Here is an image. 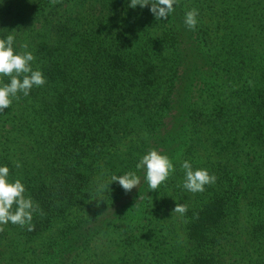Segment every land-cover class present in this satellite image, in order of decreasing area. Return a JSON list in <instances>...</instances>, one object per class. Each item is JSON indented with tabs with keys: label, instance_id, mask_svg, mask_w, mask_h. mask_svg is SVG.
<instances>
[{
	"label": "trees",
	"instance_id": "trees-1",
	"mask_svg": "<svg viewBox=\"0 0 264 264\" xmlns=\"http://www.w3.org/2000/svg\"><path fill=\"white\" fill-rule=\"evenodd\" d=\"M129 4H0V29L16 35L18 50L28 45L46 77L0 112V163L40 206L34 230L0 226V264H52L51 248L94 261V238L137 214L182 216L190 246L179 251L175 225L157 217L156 230L147 219L125 248L110 243L109 264L140 263L141 233L167 244L166 230L176 264H264V0H179L168 21ZM193 8L199 23L190 30L184 16ZM153 148L176 165L158 191L135 168ZM184 160L216 182L183 189ZM127 171L141 177L130 202L119 203L124 190L113 182L90 209L107 173ZM111 202L124 217L102 223L95 216ZM177 203L188 206L184 215L172 212Z\"/></svg>",
	"mask_w": 264,
	"mask_h": 264
},
{
	"label": "clouds",
	"instance_id": "clouds-1",
	"mask_svg": "<svg viewBox=\"0 0 264 264\" xmlns=\"http://www.w3.org/2000/svg\"><path fill=\"white\" fill-rule=\"evenodd\" d=\"M3 3L4 0H0V4ZM178 3L179 0H130L129 7L147 8L157 21H168ZM198 17L197 9L188 10L185 12L184 24L188 29L195 30L199 23ZM4 33V29H0V112L10 108L21 93L28 96L34 87H41L46 83L43 70L33 68L36 56L28 50V45L23 44L20 46L23 50H18L16 35L11 31ZM5 77L8 78L7 82L4 81ZM180 166L184 172L182 187L189 192H203L207 185L214 184L217 180L209 169L194 167L190 160H184ZM15 167L21 168L22 163L16 161ZM135 168L144 172V179L150 191H158L176 171L173 159L155 148L143 154ZM113 182H117L128 193L140 185L141 177L137 171H127L121 175L112 174L109 180L98 184L97 197L102 198ZM39 211V204L27 194L23 179L13 178L9 165L0 163V226L11 223L32 231L35 227L32 223L34 215ZM187 211L188 206L183 203H177L172 210L181 215Z\"/></svg>",
	"mask_w": 264,
	"mask_h": 264
},
{
	"label": "rangeland",
	"instance_id": "rangeland-1",
	"mask_svg": "<svg viewBox=\"0 0 264 264\" xmlns=\"http://www.w3.org/2000/svg\"><path fill=\"white\" fill-rule=\"evenodd\" d=\"M106 148L103 149V151ZM113 151V150H112ZM109 173H107V178L104 180H109ZM101 181V182H104ZM100 182V183H101ZM99 184V183H98ZM98 184L96 185L95 188V195L93 198V202L90 206V209L93 211H98L100 206L102 205V198L97 197V187ZM137 188V187H136ZM136 188H133L131 192L126 193L125 191L121 195V200L119 203H129L130 200L133 197L134 190ZM103 197V196H102ZM139 201V200H137ZM118 203V204H119ZM118 206V205H117ZM116 204L111 206H106V208H102L101 211L99 212L98 216H95L98 220H103L106 222L110 217L114 218L115 220H121L124 216H113L112 210L117 207ZM72 214V213H71ZM77 212L74 213L76 215ZM69 216H73L69 214ZM77 217H86V216H77ZM135 218L130 221L128 226L124 228L122 226L121 221H118L114 226H108L106 230L104 231L103 234L98 235L96 238H94L92 249H93V255L92 257L94 258V261L87 260L84 258H80L81 255H75V254H70V255H65L63 254V251L57 249V248H51L49 251L53 254V257L55 258L52 264H76L74 261L79 260L78 264H104V263H110V258L109 255H112L114 257V254L110 253V243L114 242L115 245H118L119 249L125 248V245H127V241L129 236H135V235H140L137 231H140L142 229V224L144 221L147 219L153 220L154 226L156 230L160 229V225L156 222L157 217L164 222V226L169 227L175 225L176 230H173L175 233L179 234V237L177 239V243L179 244L178 248L179 251L182 250H187L190 244L187 242V236H186V231H185V224L183 221L182 216H165V219H162V216H139L137 214L134 216ZM166 230V229H165ZM170 233L172 231H167L165 232L166 239L168 240V243L170 241ZM49 234H46L48 236ZM142 239L143 245L144 243H147V250L145 253L142 251V255L139 256V262L138 264H176L175 258L171 257V254L177 253L174 251L173 247H171V251H167L166 247L164 245H168L165 243H161L157 239L153 237L155 234H149L147 235L149 238L145 239V235L142 234ZM46 240V239H45ZM151 243L150 245H148ZM173 246V239H171L170 242ZM177 243L175 244L177 246ZM132 247H137V244H132ZM144 249V248H143ZM145 250V249H144Z\"/></svg>",
	"mask_w": 264,
	"mask_h": 264
}]
</instances>
